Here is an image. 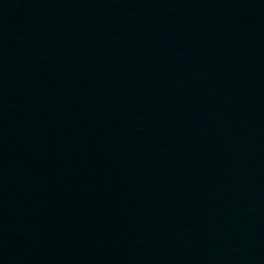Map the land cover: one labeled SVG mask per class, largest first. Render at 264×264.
Returning a JSON list of instances; mask_svg holds the SVG:
<instances>
[{
  "label": "water",
  "instance_id": "95a60500",
  "mask_svg": "<svg viewBox=\"0 0 264 264\" xmlns=\"http://www.w3.org/2000/svg\"><path fill=\"white\" fill-rule=\"evenodd\" d=\"M0 264H264V0H0Z\"/></svg>",
  "mask_w": 264,
  "mask_h": 264
}]
</instances>
